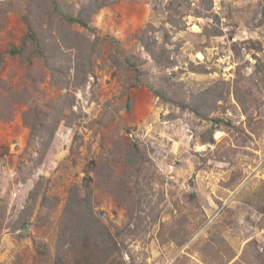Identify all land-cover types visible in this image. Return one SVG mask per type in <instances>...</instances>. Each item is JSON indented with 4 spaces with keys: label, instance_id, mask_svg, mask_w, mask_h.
<instances>
[{
    "label": "rangeland",
    "instance_id": "374dc122",
    "mask_svg": "<svg viewBox=\"0 0 264 264\" xmlns=\"http://www.w3.org/2000/svg\"><path fill=\"white\" fill-rule=\"evenodd\" d=\"M0 264H264V0H0Z\"/></svg>",
    "mask_w": 264,
    "mask_h": 264
},
{
    "label": "trees",
    "instance_id": "16d2710c",
    "mask_svg": "<svg viewBox=\"0 0 264 264\" xmlns=\"http://www.w3.org/2000/svg\"><path fill=\"white\" fill-rule=\"evenodd\" d=\"M56 0H54L55 2ZM98 2H96V6H97ZM63 8V7H62ZM52 9L50 12L51 14H54L55 11H59V15H56L62 22L66 23L67 25H71V24H79L82 26H86L87 25V21L86 19L83 17L82 13L79 15L74 14L73 12L69 11L68 9ZM26 24H27V28H28V40L29 41H33L36 44H38L39 46H41L40 40L41 38H39V36L37 35L34 27L32 26V23H34L33 21H29V20H25ZM42 37V36H41ZM40 39V40H39ZM13 54H15V51H12ZM36 52L34 51V54ZM137 155V154H136Z\"/></svg>",
    "mask_w": 264,
    "mask_h": 264
},
{
    "label": "built area",
    "instance_id": "2783aa9c",
    "mask_svg": "<svg viewBox=\"0 0 264 264\" xmlns=\"http://www.w3.org/2000/svg\"><path fill=\"white\" fill-rule=\"evenodd\" d=\"M170 169H173V166H170Z\"/></svg>",
    "mask_w": 264,
    "mask_h": 264
}]
</instances>
